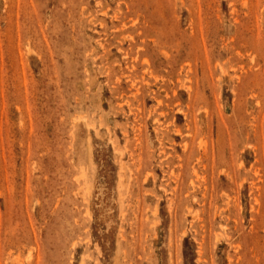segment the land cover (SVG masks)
<instances>
[{"label":"rangeland","instance_id":"rangeland-1","mask_svg":"<svg viewBox=\"0 0 264 264\" xmlns=\"http://www.w3.org/2000/svg\"><path fill=\"white\" fill-rule=\"evenodd\" d=\"M0 264H264V0H0Z\"/></svg>","mask_w":264,"mask_h":264},{"label":"bare ground","instance_id":"bare-ground-1","mask_svg":"<svg viewBox=\"0 0 264 264\" xmlns=\"http://www.w3.org/2000/svg\"><path fill=\"white\" fill-rule=\"evenodd\" d=\"M159 102V101H158ZM159 104V103H158ZM148 119V118H147ZM91 127V126H90ZM177 134V133H176ZM188 136V135H187ZM191 136V135H190ZM187 146V145H186ZM186 149V148H185ZM116 153V152H115ZM122 154V153H121ZM198 160V159H197ZM241 166H243V165H241ZM241 168V167H240ZM195 172V171H194ZM86 174V173H85ZM149 176H150V174H149ZM86 178V177H85ZM86 182V181H85ZM119 183V182H118ZM84 184H87V183H84ZM254 184V183H253ZM86 186V185H85ZM88 187V186H87ZM90 187V186H89ZM165 191V190H164ZM85 192V191H84ZM86 192H88V189H87V191ZM258 202V201H257ZM152 215H154V214H152ZM195 217H197V216H195Z\"/></svg>","mask_w":264,"mask_h":264}]
</instances>
